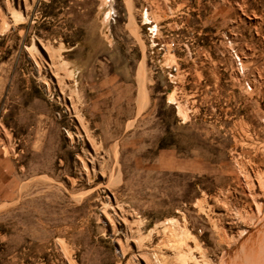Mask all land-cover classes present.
<instances>
[{"label": "rangeland", "instance_id": "obj_1", "mask_svg": "<svg viewBox=\"0 0 264 264\" xmlns=\"http://www.w3.org/2000/svg\"><path fill=\"white\" fill-rule=\"evenodd\" d=\"M0 15V264L264 259V0Z\"/></svg>", "mask_w": 264, "mask_h": 264}, {"label": "bare ground", "instance_id": "obj_2", "mask_svg": "<svg viewBox=\"0 0 264 264\" xmlns=\"http://www.w3.org/2000/svg\"><path fill=\"white\" fill-rule=\"evenodd\" d=\"M0 16H1V15H0ZM63 64H65V62H64ZM65 68H66V67H65ZM73 73H74V72H73ZM69 74H72V71H71V70H70V73H69ZM139 74H140V73H139ZM69 76H70V75H69ZM138 76H140V78H141L143 75L140 74V75H138ZM240 167H241V166H240ZM258 209H259V208H258ZM167 234H168V233H167ZM172 234H173V233H172ZM248 234H249V233H248ZM252 236H253V235H252ZM247 238H248V237H247ZM253 238H254V237H253ZM258 239H259V238H258ZM258 239H257V240H258ZM246 241H247V240L245 239V240L242 242L245 246H246V244H247ZM251 242H252V241H251ZM251 242H249V243H251ZM256 242H257V241H256ZM256 242H255V243H256ZM260 242H261V240H260ZM242 243H241V245H242ZM249 243H248V244H249ZM248 244H247V246H248ZM259 244H260V243H259ZM254 245H255V244H254ZM263 245H264V244H263ZM239 247H240V246H239ZM239 247L237 246V248H239ZM237 248H236V249H237ZM241 248H242V247H241ZM246 248H247V247H246ZM252 248H253V247H252ZM255 248H256V246H255ZM235 251H236V250H235ZM242 252H243V251H242ZM250 253H252V252H250ZM253 253H254V252H253ZM245 254H246V253H245ZM245 254H244V256H245ZM234 255H236V254L234 253ZM259 255H260V254H259ZM229 256H230V254H229ZM242 256H243V255H242ZM251 256H252V255H250L249 264H251ZM260 256H261V255H260ZM260 256H259V257H260ZM263 256H264V255H263ZM248 257H249V256H248ZM231 258H232V257H231ZM235 258H236V257H235ZM241 259H242V258H240V260H241ZM252 259H253V258H252ZM258 259H259V258H258ZM182 260L185 261L186 258H185V257H182ZM193 260H194V259H193ZM256 260H257V259H256ZM243 261H244V259H243ZM237 262H238V261H237ZM186 263H187V262H186ZM241 263H242V262H241ZM247 263H248V262H247ZM252 263H253V262H252ZM254 263H255V262H254ZM254 263H253V264H254ZM235 264H240V263H235ZM257 264H264V259H261V262H259V263L257 262Z\"/></svg>", "mask_w": 264, "mask_h": 264}, {"label": "built area", "instance_id": "obj_3", "mask_svg": "<svg viewBox=\"0 0 264 264\" xmlns=\"http://www.w3.org/2000/svg\"><path fill=\"white\" fill-rule=\"evenodd\" d=\"M174 43L172 42L171 43V45H173ZM238 62H240V60L238 59ZM240 66H241V64H239ZM172 70L174 71V72H176L177 71V68L176 67H174V68H172Z\"/></svg>", "mask_w": 264, "mask_h": 264}]
</instances>
